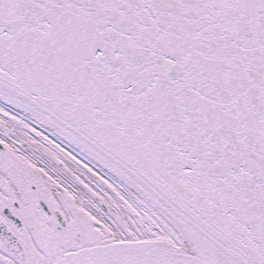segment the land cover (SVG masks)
Wrapping results in <instances>:
<instances>
[{
    "label": "snow or ice",
    "instance_id": "obj_1",
    "mask_svg": "<svg viewBox=\"0 0 264 264\" xmlns=\"http://www.w3.org/2000/svg\"><path fill=\"white\" fill-rule=\"evenodd\" d=\"M0 264H264V0H0Z\"/></svg>",
    "mask_w": 264,
    "mask_h": 264
}]
</instances>
